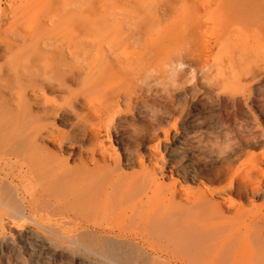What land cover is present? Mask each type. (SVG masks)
I'll return each instance as SVG.
<instances>
[{"label": "rangeland", "instance_id": "374dc122", "mask_svg": "<svg viewBox=\"0 0 264 264\" xmlns=\"http://www.w3.org/2000/svg\"><path fill=\"white\" fill-rule=\"evenodd\" d=\"M106 1L154 29L116 20ZM139 2L0 0V120L51 132L45 152L68 172L90 171L96 195L144 178L147 205L175 190L176 213L204 206L210 219L158 225L147 207L146 222L123 221L115 196L110 214L81 212L69 181L64 192L10 175L0 182V264H227L225 249L212 259L207 247L229 225L258 243L264 264V0ZM216 4L232 27L220 37ZM187 18L192 38L164 30Z\"/></svg>", "mask_w": 264, "mask_h": 264}, {"label": "bare ground", "instance_id": "6f19581e", "mask_svg": "<svg viewBox=\"0 0 264 264\" xmlns=\"http://www.w3.org/2000/svg\"><path fill=\"white\" fill-rule=\"evenodd\" d=\"M133 1L134 3H140L139 0ZM57 2L66 9V0H57ZM181 3L187 4L188 0H181ZM104 7L116 20L127 19L143 35L154 29L152 24H147L148 18H146L145 14L126 16L122 12L113 10L115 6L112 1L111 4L106 1ZM29 8L31 10L29 12H33L36 16L40 15L41 9L38 3H34ZM162 8H165L167 12H172L176 7L174 4H163ZM210 12V16L212 15L213 18L210 30L218 37L225 35L228 28H232L228 15L224 14L218 5L216 8H212ZM50 15L51 18H54L57 13L54 12ZM263 17L261 16L262 19H264ZM173 22L174 20L170 21L164 27V30L171 32L170 35H179L183 39L188 40L198 33L197 23H193L191 28L190 18H187L185 24H177L171 31L170 28L175 25V22ZM170 25L172 26L170 27ZM248 35L250 37H261L256 31H251ZM262 38L264 39V37ZM242 46L243 49L251 50L254 53H261L263 50L262 45H250L248 42L247 44H242ZM125 65H129V63H125ZM49 138H51V141L56 139L51 132L39 126H33L30 130H27L19 126H10L7 122L0 120V182L8 183L6 181L7 177L13 175L21 183L40 184L44 182L47 184V182H51L53 185L62 186L64 192H66V181H69V195L74 198L72 199V204L76 202L81 212L88 210L95 215L110 214L109 208L106 207L112 205V203H109L111 201L109 198H114L115 196L117 201L113 206L118 208L115 214H118L123 221L131 217L136 220L134 217H137L138 221L146 222L143 220L141 212L147 207H149V211H152L154 221L158 225L162 224L164 220L170 224L175 222V220H186V223L198 226L204 223L207 224L210 219L209 212L204 206L196 207L194 211H186L184 214L182 212L176 213L178 201L175 190L171 191L166 199H159L156 206L147 205L152 192L146 186L148 181L144 178L128 177L130 180H124V182L118 183L116 187L114 185L110 192H102L96 195L95 191L91 190L90 187L93 177L89 175L91 174L90 171L83 170L82 167H85V165L82 162H80L82 170L68 172L63 162L55 159L52 154L45 152L46 148L44 146L50 143L48 142L50 141L48 140ZM17 166H19V170L14 175V171H16L14 167ZM2 174L5 178L1 177ZM127 211L130 212V216H127ZM198 229L207 232L205 228ZM210 242L207 251L212 259L221 255L220 253L225 249L224 256L227 258V264H261L258 243L249 242L245 238L242 229H239L238 226L230 227L229 225L228 228L226 226H223L222 229L219 228L218 234L211 237Z\"/></svg>", "mask_w": 264, "mask_h": 264}, {"label": "clouds", "instance_id": "9594fccd", "mask_svg": "<svg viewBox=\"0 0 264 264\" xmlns=\"http://www.w3.org/2000/svg\"><path fill=\"white\" fill-rule=\"evenodd\" d=\"M194 83V79L192 81ZM226 150L230 151L231 149L226 146Z\"/></svg>", "mask_w": 264, "mask_h": 264}]
</instances>
